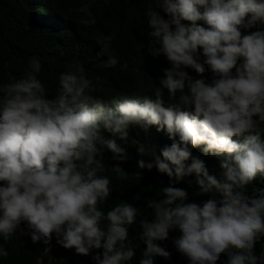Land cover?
Segmentation results:
<instances>
[{
	"label": "clouds",
	"instance_id": "obj_1",
	"mask_svg": "<svg viewBox=\"0 0 264 264\" xmlns=\"http://www.w3.org/2000/svg\"><path fill=\"white\" fill-rule=\"evenodd\" d=\"M146 14L152 29L149 53L164 55L172 65L160 81L170 94L167 106L162 89L155 88L154 99L124 96L112 100L115 111L106 112L104 102L88 94L91 81L83 67L62 73L57 95L49 98L37 78L42 65L35 57L22 78L0 86V237L8 240L17 230L23 232V222L33 243L48 244L56 234L64 248L80 255L102 248L97 264L131 261L135 252L128 243L129 227L136 223L138 210L123 202L106 215L100 210L111 194V180L100 175L106 168L97 145L110 150L113 160L124 161V150L115 140H105L102 128L124 140L130 126L155 125L166 128L174 141L162 149L163 159L155 158L158 171L173 185L194 173L199 194L213 197L202 206L188 203L187 191L168 186L161 190L166 198L149 200L155 219L141 221L146 250L140 264H154L157 256L170 258L156 241H166L175 229L182 233L175 247L190 264H217L222 254L227 264H258L254 249L264 239V190L249 199L237 189L264 176V140L254 119L264 123V30L242 32L264 26V0H157ZM198 21L208 27L198 26ZM110 41L111 36L98 38L102 53ZM116 64L109 57L107 65ZM205 65L214 75L210 84L193 81L183 70L203 75ZM253 131L257 134L243 143L232 139ZM189 145L227 154L221 161L223 179L192 158ZM138 150L146 152L142 144ZM153 167L139 161L140 169ZM112 170L127 175L119 166Z\"/></svg>",
	"mask_w": 264,
	"mask_h": 264
},
{
	"label": "trees",
	"instance_id": "obj_2",
	"mask_svg": "<svg viewBox=\"0 0 264 264\" xmlns=\"http://www.w3.org/2000/svg\"><path fill=\"white\" fill-rule=\"evenodd\" d=\"M157 0H0V86L15 82L22 78L29 70L31 58L39 59L42 67L37 78L44 84L49 98H55L59 91V79L62 73L78 71L83 67V75L91 81L87 90L93 98L104 102L106 112L115 111L113 99L127 96L129 98H155V88H161L164 94L165 106L169 103V92L161 85L164 70L172 67L164 55L153 56L149 53L151 39L147 8L156 7ZM177 2V0H173ZM165 19L168 15L162 9H156ZM187 26L191 22L182 21ZM198 26L207 28L203 21ZM174 30V26H173ZM264 30V26L257 25L253 29L244 30L243 34ZM111 36L110 46L102 53V45L98 38ZM158 47V45H157ZM201 62L203 50H199ZM117 59L115 66H108L109 57ZM203 75L194 69H183L194 80L203 79L211 83L214 75L205 65ZM235 73V70H233ZM187 84V82H186ZM187 93V87L185 89ZM180 93H177V99ZM187 110V109H186ZM194 111V108L192 109ZM258 121L257 131L264 140V123ZM101 134L105 140H115L118 147L126 154L124 161L112 159L113 153L102 145L103 163L106 170L100 175L111 180V194L99 205L105 215L117 204L123 202L138 210L136 223L129 227V245L135 255L131 261L124 264H140L144 258L146 244L140 239L143 229L141 221L152 222L154 210L148 208L149 200L166 198L162 189L175 186L188 193V203L202 204L213 197L212 193L201 195L196 175L185 176L179 183H171L167 174H162L155 167V158L160 156L166 146L174 142L166 128L149 126L147 129L130 126L127 139H120L102 128ZM256 131L234 136L236 143H243L249 135ZM179 143V136L175 138ZM144 145L146 152L139 153V145ZM181 147L183 145L181 144ZM206 145L192 147L189 150L192 158L201 159L209 171L217 179H223L221 161L227 159V154L215 155L204 151ZM99 159V157H97ZM152 163L151 170L140 169L139 161ZM191 159L186 161L190 165ZM121 167L127 175L114 172V167ZM136 173H140L137 177ZM0 186H4L0 182ZM264 190V176L246 186L243 194L249 199L258 198V191ZM139 196V199L136 197ZM219 199V195H216ZM19 230L8 240L0 237V264H97V255L103 259V249H92L88 255H80L73 249L64 248L56 234L52 235L48 244L43 240L33 243L30 230L26 223L20 225ZM182 233L178 229L169 232L166 241L156 243L168 251L170 258L154 257V264H190L175 247L174 241ZM258 257V264H264V239L258 242L254 249ZM227 255L222 254L217 264H227Z\"/></svg>",
	"mask_w": 264,
	"mask_h": 264
}]
</instances>
